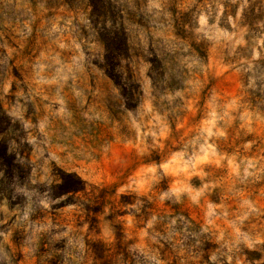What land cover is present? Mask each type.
I'll return each mask as SVG.
<instances>
[{"label":"rangeland","instance_id":"374dc122","mask_svg":"<svg viewBox=\"0 0 264 264\" xmlns=\"http://www.w3.org/2000/svg\"><path fill=\"white\" fill-rule=\"evenodd\" d=\"M0 264H264V0H0Z\"/></svg>","mask_w":264,"mask_h":264}]
</instances>
